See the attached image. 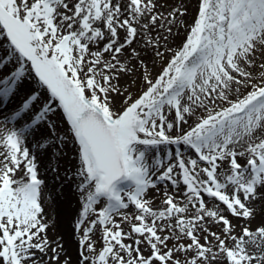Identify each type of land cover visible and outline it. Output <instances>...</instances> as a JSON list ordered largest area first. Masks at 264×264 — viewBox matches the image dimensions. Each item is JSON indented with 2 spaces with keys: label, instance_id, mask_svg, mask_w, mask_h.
<instances>
[{
  "label": "snow or ice",
  "instance_id": "6c2138e0",
  "mask_svg": "<svg viewBox=\"0 0 264 264\" xmlns=\"http://www.w3.org/2000/svg\"><path fill=\"white\" fill-rule=\"evenodd\" d=\"M190 4L0 0V264H73L38 169L69 140L76 264H264V0Z\"/></svg>",
  "mask_w": 264,
  "mask_h": 264
},
{
  "label": "bare ground",
  "instance_id": "6f19581e",
  "mask_svg": "<svg viewBox=\"0 0 264 264\" xmlns=\"http://www.w3.org/2000/svg\"><path fill=\"white\" fill-rule=\"evenodd\" d=\"M196 2L197 0H191V4L189 5V15L195 12L193 5H195ZM0 42H4L2 40V33H0ZM4 74H7V72ZM60 157L61 155L53 156L49 159L47 156H38L39 175L47 185L45 188V201L43 204L45 219L50 225L47 230V236L52 241L63 243L64 249L73 260V264H76L78 240L73 235L71 229L77 219L78 210L80 208L76 188L78 179L76 178L75 171L71 167L69 161L62 157L60 168L67 175V187L60 189L54 182H52V176L49 171L50 165L56 167L57 159ZM18 175L22 176L23 173H19ZM254 209L257 216L256 220L253 222V226L259 223L261 217L264 216V201H260L254 205Z\"/></svg>",
  "mask_w": 264,
  "mask_h": 264
},
{
  "label": "rangeland",
  "instance_id": "374dc122",
  "mask_svg": "<svg viewBox=\"0 0 264 264\" xmlns=\"http://www.w3.org/2000/svg\"><path fill=\"white\" fill-rule=\"evenodd\" d=\"M194 13L189 15V17H188L189 22H191L192 15ZM180 39H182V37L178 38L176 42L179 43ZM2 40L4 41V43H6L5 37H4L3 34H2ZM158 70H159V68H157V71ZM53 120L56 122V124L58 126V130L61 133H63V130L67 128V124L63 120L62 115L58 113L56 116L53 117ZM171 147H174V146H171ZM62 157L64 159L68 160L69 163L71 164V167L74 169V171H76V168L78 166V157H77L76 147L71 142V140H69L67 142L66 146L64 147L63 155H61V157L57 159L56 167H54V165L53 166L50 165V170L49 171H50L51 176H52V180H53L52 182H54L58 186V188H60V189H64L65 187H67V184H68L67 175L60 168ZM57 168H58V171H54V169H57ZM76 178L78 179L77 181L79 183V178L78 177H76ZM157 204H159V201H157ZM233 222H235V221H233ZM123 227L125 228V230H128V225L127 224L123 225ZM71 230H72V233L75 236V238L77 240H79L80 234L75 232V222H74Z\"/></svg>",
  "mask_w": 264,
  "mask_h": 264
}]
</instances>
